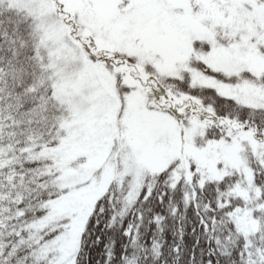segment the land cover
Listing matches in <instances>:
<instances>
[{"label": "snow or ice", "instance_id": "1", "mask_svg": "<svg viewBox=\"0 0 264 264\" xmlns=\"http://www.w3.org/2000/svg\"><path fill=\"white\" fill-rule=\"evenodd\" d=\"M0 264H264V0H0Z\"/></svg>", "mask_w": 264, "mask_h": 264}]
</instances>
